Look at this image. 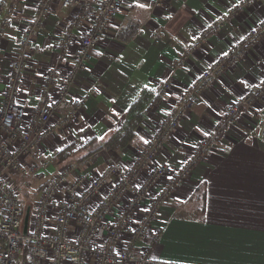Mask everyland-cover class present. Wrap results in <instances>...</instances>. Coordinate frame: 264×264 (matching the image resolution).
<instances>
[{
    "label": "crops",
    "instance_id": "crops-1",
    "mask_svg": "<svg viewBox=\"0 0 264 264\" xmlns=\"http://www.w3.org/2000/svg\"><path fill=\"white\" fill-rule=\"evenodd\" d=\"M7 1L0 0V5ZM37 2L18 0L10 12V25L0 40V98L7 85L12 55ZM137 3L145 7L138 8ZM232 9L236 12L218 31L200 39L205 27ZM77 11L75 7L62 9L53 2L50 15L33 37L17 97L27 118L39 103L50 69L59 72L58 81L50 90L51 99L56 98L59 85L73 65L79 41L92 25L93 19L89 18L76 29L68 54L60 56L58 43ZM126 17L140 20L144 27L139 35L124 42L117 35ZM262 19L264 0H164L159 5L153 0H124L120 15L108 25L92 51L87 70L78 73L71 84L70 93L83 102L81 110L70 125L56 129L53 137L45 141L41 160L46 159L48 165L25 190H31L33 182L46 170H60L74 164L75 159L81 161L74 164L76 169L69 181L76 175H84L90 181L111 163L131 166L169 107L206 66ZM187 49L190 51L183 60ZM168 78L172 79L170 88L154 95ZM263 79L264 38L202 92L196 107L183 118L153 164L179 170L196 145L214 130L226 105ZM142 89L148 93L146 108L131 143L119 152L102 149L92 154L99 142L121 126L125 111ZM255 110L264 114V96L256 102ZM255 110H246L228 126L191 175L174 189L153 224V230H160V237L152 244L139 242L138 253L148 248V257L160 263L264 264V139L259 136ZM92 140L98 142L86 145ZM55 150L59 154L55 155ZM147 173L145 170L141 174L138 183ZM11 178L17 182L16 177ZM161 185L162 181L154 192ZM66 197L65 192L60 196ZM127 199L120 202L117 211L123 209ZM97 200L95 197L92 205ZM142 213L143 207L134 211L133 224Z\"/></svg>",
    "mask_w": 264,
    "mask_h": 264
},
{
    "label": "built area",
    "instance_id": "built-area-1",
    "mask_svg": "<svg viewBox=\"0 0 264 264\" xmlns=\"http://www.w3.org/2000/svg\"><path fill=\"white\" fill-rule=\"evenodd\" d=\"M163 1L153 0L156 5ZM17 2L8 0L7 4L0 5V40L10 25V12ZM53 2H58L62 9H78L58 43V52L62 57L70 50L74 31L87 19L92 18L93 21L79 41L73 65L59 85L56 98L51 99L50 90L56 85L59 72L50 69L39 103L27 118L25 108L17 102L20 80L27 55L33 49V37L50 15ZM123 2L38 0L33 17L21 33L12 55L7 85L0 98V264H181L152 261L147 254L148 248L138 253V243L152 244L158 240L160 230H153V224L162 204L191 175L196 164L226 128L246 110H255L256 102L264 96L263 79L227 104L214 130L196 145L179 170L174 171L166 164H153L185 115L197 104L202 92L214 85L228 67L236 65L248 50L264 38L262 19L206 66L169 107L131 166L111 163L100 176L90 181L84 175H76L69 181L76 169L71 163L49 174L39 188L37 199L29 206L27 230L23 234L21 189H29L32 178L47 167L48 161L44 158L41 160L45 141L53 137L56 129L70 125L81 110L83 102L70 93L71 84L78 73L87 70L92 61V51L98 46L108 25L120 15ZM235 12L236 9H232L228 15L210 23L202 31L200 39L218 31ZM143 27L144 23L140 20L126 17L117 37L124 42L130 41L141 33ZM169 87V80H165L156 88L154 95L163 94ZM255 111L259 116V136L264 139V114ZM58 152L55 150L54 154ZM26 159L30 160L26 162ZM145 170H148L147 176L138 183ZM11 177H16L17 182L13 183ZM160 181L161 187L154 192ZM86 182L88 184L84 187ZM108 185L110 187L104 191ZM64 192L67 197L60 198ZM95 197L98 200L92 205ZM125 197H128L126 204L117 211ZM141 207L143 213L139 221L133 224V213ZM49 220H52L51 224Z\"/></svg>",
    "mask_w": 264,
    "mask_h": 264
},
{
    "label": "trees",
    "instance_id": "trees-1",
    "mask_svg": "<svg viewBox=\"0 0 264 264\" xmlns=\"http://www.w3.org/2000/svg\"><path fill=\"white\" fill-rule=\"evenodd\" d=\"M147 91L142 89L140 94L133 100L128 109L124 113V118L121 126L114 133L108 136L101 143L99 142L91 152L92 154L102 149H110L119 152L124 147L128 146L134 138V129L138 126L142 119V114L145 111L147 103ZM98 142L92 140L86 145H92ZM90 153V154H91ZM59 154V152H58ZM66 157H62L65 159Z\"/></svg>",
    "mask_w": 264,
    "mask_h": 264
},
{
    "label": "rangeland",
    "instance_id": "rangeland-1",
    "mask_svg": "<svg viewBox=\"0 0 264 264\" xmlns=\"http://www.w3.org/2000/svg\"><path fill=\"white\" fill-rule=\"evenodd\" d=\"M134 38V37H133ZM190 51V50H189ZM189 51L188 52H186V54H184V57L182 58L183 60L184 59H186V56L188 55V53H189ZM231 67V66H230ZM168 80H169V84H170V86H171V84H172V79L171 78H168ZM170 88V87H169ZM168 88V89H169ZM198 103V102H197ZM197 105V104H196ZM196 105H194V107L192 108V110L196 107ZM191 110V111H192ZM188 114V113H187ZM186 114V115H187ZM185 115V116H186ZM142 147V146H141ZM75 160H77V159H75ZM74 160V164H77L79 161H81V160H79V161H75ZM53 169L51 168V170L50 171H48V170H46L45 172H46V174L45 175H39L38 177H37V181H34L33 182V187H32V189L31 190H23V189H21V194H20V200H21V203H22V206H23V208H24V214H25V210H26V208L27 207H29V206H31V204L33 203V201H34V199H35V192L37 191V188L39 187V185H41L46 179H47V177H48V175L49 174H51ZM53 172H55V171H53ZM13 181H14V178H13Z\"/></svg>",
    "mask_w": 264,
    "mask_h": 264
},
{
    "label": "water",
    "instance_id": "water-1",
    "mask_svg": "<svg viewBox=\"0 0 264 264\" xmlns=\"http://www.w3.org/2000/svg\"><path fill=\"white\" fill-rule=\"evenodd\" d=\"M28 218H29V207L26 208L24 218H23V225H22L23 234H25L27 230Z\"/></svg>",
    "mask_w": 264,
    "mask_h": 264
},
{
    "label": "snow or ice",
    "instance_id": "snow-or-ice-1",
    "mask_svg": "<svg viewBox=\"0 0 264 264\" xmlns=\"http://www.w3.org/2000/svg\"><path fill=\"white\" fill-rule=\"evenodd\" d=\"M136 7L143 9L145 7V5L142 3H137ZM205 134H207V133H205Z\"/></svg>",
    "mask_w": 264,
    "mask_h": 264
}]
</instances>
